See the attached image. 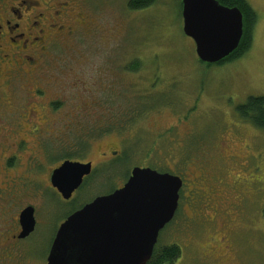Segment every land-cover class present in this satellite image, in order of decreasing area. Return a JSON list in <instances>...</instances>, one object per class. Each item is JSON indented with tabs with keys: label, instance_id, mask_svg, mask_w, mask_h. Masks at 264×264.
<instances>
[{
	"label": "rangeland",
	"instance_id": "rangeland-1",
	"mask_svg": "<svg viewBox=\"0 0 264 264\" xmlns=\"http://www.w3.org/2000/svg\"><path fill=\"white\" fill-rule=\"evenodd\" d=\"M72 1L71 38L52 42L42 56L27 53L35 57L33 69L22 55L14 57L18 67L10 62L11 70L28 75L0 88V98L15 93L14 104L30 114L12 127L14 104L0 105V139L19 137L34 149L4 184L0 175L2 193L25 178L2 196L1 246L19 212L36 210L33 233L16 243L9 261L44 263L56 225L71 209L122 187L133 168L148 167L187 180L179 212L156 245L179 247L174 264H264V132L235 113L248 97H264V0H246L257 15L249 50L211 67L198 62L194 43L182 32L181 0H158L139 11L127 8L129 0ZM38 3L46 16L51 12L44 4L55 5ZM136 59L142 70H126ZM140 102L148 110L133 120ZM113 123L115 132L97 135V125ZM89 132L94 136L81 137ZM82 141L87 148L81 150ZM107 146L118 153L112 161H103ZM66 152L94 164L70 205L54 203L44 182L45 169Z\"/></svg>",
	"mask_w": 264,
	"mask_h": 264
},
{
	"label": "water",
	"instance_id": "water-1",
	"mask_svg": "<svg viewBox=\"0 0 264 264\" xmlns=\"http://www.w3.org/2000/svg\"><path fill=\"white\" fill-rule=\"evenodd\" d=\"M182 32L198 60L216 64L230 56L243 36L237 7L217 0H181ZM91 163L64 161L50 175L51 185L68 200L91 174ZM182 180L170 173L135 167L122 188L95 198L60 225L47 264H147L160 232L174 218ZM20 239L35 227L34 211L19 215Z\"/></svg>",
	"mask_w": 264,
	"mask_h": 264
},
{
	"label": "flooded vegetation",
	"instance_id": "flooded-vegetation-1",
	"mask_svg": "<svg viewBox=\"0 0 264 264\" xmlns=\"http://www.w3.org/2000/svg\"><path fill=\"white\" fill-rule=\"evenodd\" d=\"M39 1L40 0H0V88L1 89L4 86L8 87L6 84L10 81L17 79L20 74H22L23 76L28 75V72L25 71L24 72L21 71L20 73L18 72L20 70L17 71L13 69L11 70L13 66L11 64L12 62L13 63L15 62V66L18 67V64L15 61L14 57L22 55L23 64H26L28 67H31L33 69L37 64L35 63V59H34L35 57H29L28 55L29 53H32L34 56L36 55L42 56L47 51L48 45H50L52 42L58 43L62 39H69L72 36L73 31L71 27L75 24V22H72L73 19L72 8L73 5H75L73 1L68 0L62 3V2H58V0H53L55 5L52 6L43 3L45 8H47L46 10L51 12L49 16H46L45 12H41V11L38 12L37 6L39 5L38 3ZM77 15H79L77 16L79 21H83L82 20L83 15L81 16V13H77ZM15 71L17 74H15V76L14 75L12 76L11 73ZM40 93H41L40 91H35L34 95L39 96ZM14 98H15V93L9 92L8 96L4 95L3 98L2 97L0 98V105H2L3 103L6 104V101H7L6 106H9L10 102L14 104V102L12 101ZM18 104L19 103H16L14 104L13 108H9L10 114L15 117L13 118V122L11 126L17 128L22 126L30 115L28 113V116L25 117V114L23 113H25L26 108L21 104L18 106ZM31 110L32 107L30 111ZM0 121H2L1 118ZM6 138L11 139L10 137H6ZM28 144L29 143L25 139L19 137H17L16 139L13 138V141L11 142L3 138L0 139V175H2L3 177V182H2L3 184L5 183L4 180L6 178L9 179L11 178L10 175H8V172L13 168L20 167L22 165L21 161L23 156H27V157L29 156V154H27L26 151L27 150L31 152L34 151L33 148H29L27 146ZM106 152L107 153H102L103 161H112L114 159L113 156L118 155L117 152L112 151L111 146H107ZM36 162L41 164V162L38 160ZM63 162L64 161H61L60 163L56 164L55 167L53 168L50 167L49 169H45L46 178L44 182L46 183L45 188L48 190L51 200L54 203L56 202V200H58L59 202L70 205L74 202L76 195L81 192V189L84 187L86 181L92 175L94 170V164L91 161H78L83 164L91 163L92 172L89 176L83 178V182L81 186L72 193L71 197L68 200H65L62 198L58 190L54 188L50 183V175L52 171L57 169ZM35 165L36 164L34 162L32 165L29 166V167L32 166L30 169L34 170ZM180 178L182 180V188L179 192L178 208L175 213V217L179 212L181 195L183 193V189L186 186V182H187V180L183 176H180ZM17 180L20 181L15 185H10L9 187H7V190L20 187L22 181L25 180V178L18 177ZM3 190L4 191L2 193V188H0V202L5 200L2 196L5 195V192L7 190L6 188ZM92 201H90L89 203H91ZM89 203H86L85 205ZM236 204L237 203H234L232 206L237 207ZM85 205L77 204V206L71 209V211L68 212L61 219L62 221L58 225H56L53 239L50 244V248L60 225L64 223L69 216L82 209ZM28 207H31L33 209L34 219H35V213H36L35 208L32 206H28ZM218 208L219 207L217 206L216 208L217 211H219ZM23 210L24 209H22L19 212L12 228L5 230L7 232V237L4 239L3 242L4 245L3 246L0 245V253L3 250L5 251V249H8V252L4 256L0 255V264H19V262L17 263L14 261L12 262L9 261L10 260V258H8L9 252L16 250V248L19 249V246L16 243H18L19 241H24V239L28 238L29 235L33 233L31 232L27 237L23 239L19 238V235L21 233L19 215ZM228 210L230 211V208ZM4 218H5V213L1 211L0 208V224L4 223ZM35 225H36V221H35ZM47 257L45 258V262L44 263L42 262V264H47ZM26 264H28V262Z\"/></svg>",
	"mask_w": 264,
	"mask_h": 264
},
{
	"label": "trees",
	"instance_id": "trees-1",
	"mask_svg": "<svg viewBox=\"0 0 264 264\" xmlns=\"http://www.w3.org/2000/svg\"><path fill=\"white\" fill-rule=\"evenodd\" d=\"M158 0H129L127 3V8L131 11H139L142 9H145L147 7H150L154 5ZM219 4H221L224 7H237L243 16V36L241 38V41L239 43L238 48L226 59L212 65L220 66L226 63H231L236 60H238L240 57H242L250 48L252 43V31L255 27V24L257 22V15L255 11L252 9V7L249 5V3L246 0H217ZM182 8V3L180 5V9ZM198 62L201 65H204L205 67H211V64H204L198 60ZM142 63L139 60H133L131 63H129L126 66V70L132 72V73H138L142 70ZM144 102H140V104L137 106V109L134 111L132 116V119L135 118H141L143 116V112L148 110V103L143 105ZM59 104H53V109H57ZM235 113L237 116L244 122L249 123L250 125L254 126L255 128L261 130L264 132V97H248L246 102L243 104H240L236 106ZM127 121L129 119L127 118ZM98 127V136L103 135L105 133H113L115 130H117V125L114 123L109 126L106 125L104 127L103 125ZM94 134L92 132H89L88 135H83L81 137H93ZM82 147L81 150L84 149L86 146L85 142H81ZM87 148V147H86ZM61 161H77L78 155L77 154H69V153H62L57 157ZM159 172H165V171H159ZM180 256V249L176 245H171L168 247H164L162 249L155 246L152 257L150 261L147 264H174L177 259Z\"/></svg>",
	"mask_w": 264,
	"mask_h": 264
}]
</instances>
